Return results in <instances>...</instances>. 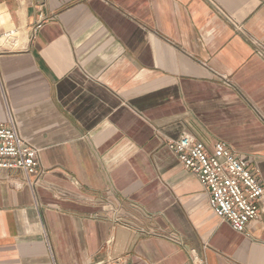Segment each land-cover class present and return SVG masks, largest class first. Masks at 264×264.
I'll return each mask as SVG.
<instances>
[{"label":"crops","instance_id":"1","mask_svg":"<svg viewBox=\"0 0 264 264\" xmlns=\"http://www.w3.org/2000/svg\"><path fill=\"white\" fill-rule=\"evenodd\" d=\"M0 264H264L169 148L223 143L264 187V0H0ZM31 181L32 184H29Z\"/></svg>","mask_w":264,"mask_h":264},{"label":"built area","instance_id":"2","mask_svg":"<svg viewBox=\"0 0 264 264\" xmlns=\"http://www.w3.org/2000/svg\"><path fill=\"white\" fill-rule=\"evenodd\" d=\"M169 148L181 166L199 179L212 212L235 232H244L258 217L264 187L247 163L223 143H216L209 152L194 136L183 134ZM38 156L39 150L21 136L12 118L0 124V169H17L27 178L35 177L42 173Z\"/></svg>","mask_w":264,"mask_h":264}]
</instances>
